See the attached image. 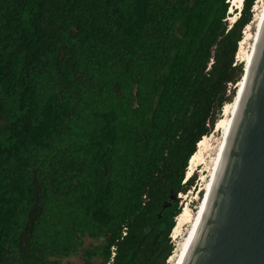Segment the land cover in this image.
Returning <instances> with one entry per match:
<instances>
[{
	"label": "trees",
	"instance_id": "1",
	"mask_svg": "<svg viewBox=\"0 0 264 264\" xmlns=\"http://www.w3.org/2000/svg\"><path fill=\"white\" fill-rule=\"evenodd\" d=\"M228 1L0 0V264H166L244 74Z\"/></svg>",
	"mask_w": 264,
	"mask_h": 264
},
{
	"label": "water",
	"instance_id": "2",
	"mask_svg": "<svg viewBox=\"0 0 264 264\" xmlns=\"http://www.w3.org/2000/svg\"><path fill=\"white\" fill-rule=\"evenodd\" d=\"M200 226L183 264H264V11ZM233 100V101H234Z\"/></svg>",
	"mask_w": 264,
	"mask_h": 264
},
{
	"label": "bare ground",
	"instance_id": "3",
	"mask_svg": "<svg viewBox=\"0 0 264 264\" xmlns=\"http://www.w3.org/2000/svg\"><path fill=\"white\" fill-rule=\"evenodd\" d=\"M242 2L244 3V0H229V3L233 6V9L234 7H238V9L242 8ZM259 2L260 1H258L257 4ZM255 10H256V7H255ZM263 11H264V0H263V5H262L261 10L259 11L257 15H255L253 22L250 25H248L245 29V31H248L251 29V26L254 25L255 34L252 36V42H251L249 51L246 54H244V57H243L244 64L249 63L251 60L252 46H253V42L256 37L257 30L261 25V21L263 18V15H262ZM243 44H244L243 41H241L239 44L238 55H240V53L242 54L243 52L242 51ZM240 87H241V84L238 83L236 85V91ZM236 102H237V99L234 100L230 104L229 103L226 104L223 108L222 116L218 120L216 128H215V132H221V139L215 149L214 155L211 158L210 162L206 163L204 159V153L206 152L209 146L210 139L208 136L204 137L197 144L196 152L189 161V164H188L189 169L187 170L188 176L192 175V173H194V170H197L202 165H204L205 167L203 170V177L205 173H208L205 187H203L202 189V191L204 192V195L210 192L211 186L213 182H215L217 175L219 173V169H220L221 162H222V156H223V152L225 148L226 136L229 134V131L231 129V119L234 116L235 110H236ZM201 180L204 181V178ZM203 199H204V196H203ZM203 199H201L197 213L192 217V219L189 218L188 209H185L184 211H182V213L176 218V225L173 229V236H172L174 240H177L179 236H181L180 235L181 229L186 223H190V228L185 238L181 239V241L177 244L174 253L170 257L169 264H183L184 263L185 257L189 251V248L191 247V244L194 240L196 232L200 226L199 225L200 220H201L200 218L202 216V211H203Z\"/></svg>",
	"mask_w": 264,
	"mask_h": 264
},
{
	"label": "rangeland",
	"instance_id": "4",
	"mask_svg": "<svg viewBox=\"0 0 264 264\" xmlns=\"http://www.w3.org/2000/svg\"><path fill=\"white\" fill-rule=\"evenodd\" d=\"M258 1H260V2L257 4ZM228 3H229V1H228ZM262 5H263V0H257L256 1L255 5L253 7V13H254L253 14L254 15L253 20L255 18V15H257L259 13V11L261 10ZM231 6L232 5L229 4L228 17L226 19L229 24L234 23V21L239 16V12L235 10V7L233 9V6L231 9ZM255 7H256V10H255ZM181 32H183V29H181ZM254 34H255L254 25L251 26L250 30L244 31V33H243V40H242L244 43L243 47H242L243 52H242V54L240 53V55L237 54V56H236V62L239 65L240 64H242L243 66L245 65L243 63V57H244V54H246L249 51V48H250V45L252 42V36ZM233 89H236V87H233ZM221 116H222V114H221ZM221 116H220V118H221ZM7 123H8V116L6 114H0V140L6 134ZM208 137L210 139L209 140V146H208V149L206 150V152L204 153V159H205L206 163L207 162L209 163L211 158L214 155L215 149H216V147H217V145L221 139V132H215V130H214V132H212V134ZM204 168H205L204 165H202L197 170H194V173H196V176H197L195 183H194V186L191 187V189L186 194H180L177 196V198L180 201L179 207H181V211L188 209L190 219H192V217L197 213V210H198L199 205H200V201H201V199H203V196H204V192L202 191V189H203V187H205V183L207 181V175H208V173H205V175L203 177ZM188 169H189V166H188ZM194 173H192V174H194ZM187 176H188V172L186 174V178H187ZM203 178H204V181L201 180ZM175 225H176V219H175ZM189 228H190V223H186L182 227L181 233H180L181 236H179V238L177 240H174L172 238V236H173V231H172L171 236H170L171 242L173 244L172 254L174 253L177 244L181 241V239L185 238V236L187 235ZM100 244H102V243L99 240L95 241V240L86 238L84 240L83 250L98 246ZM170 257L166 261V264H169ZM59 262L61 264H88L86 261H84V259L82 258L81 255H79L77 257L59 260ZM100 263H101L100 260H93L90 264H100Z\"/></svg>",
	"mask_w": 264,
	"mask_h": 264
}]
</instances>
